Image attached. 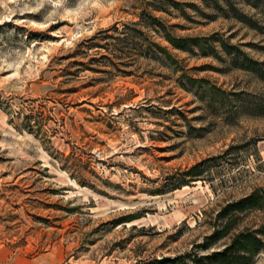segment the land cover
<instances>
[{"label":"rangeland","instance_id":"1","mask_svg":"<svg viewBox=\"0 0 264 264\" xmlns=\"http://www.w3.org/2000/svg\"><path fill=\"white\" fill-rule=\"evenodd\" d=\"M158 1L164 11L156 0H0V264L173 257L203 242L225 204L264 188V115H220L186 76L247 104L264 101V81L220 51L174 49L139 21L148 6L175 36L217 35L264 61V0H230L250 25L226 5ZM148 41L173 61L140 51ZM26 115L45 132H27ZM203 160L201 179L171 190ZM263 220L243 213L234 232Z\"/></svg>","mask_w":264,"mask_h":264},{"label":"trees","instance_id":"2","mask_svg":"<svg viewBox=\"0 0 264 264\" xmlns=\"http://www.w3.org/2000/svg\"><path fill=\"white\" fill-rule=\"evenodd\" d=\"M170 1L173 5H179L175 0ZM197 1H200L205 7L223 9L224 11L225 8L223 6L226 5L231 9L233 17L239 21L249 25L253 23L247 15L230 4V0ZM185 3V6H191L195 10L199 9V6L194 2ZM150 7L154 11H164L162 3L158 0ZM145 9H149L148 6L141 10L139 14L141 20L139 21H146L145 25L152 27V29L160 34L172 48L194 53L197 50L202 56H215L218 58H221L220 51L227 57L229 67L251 72L260 80L264 81V61L252 58L245 50L241 49L239 45L231 44L226 39L217 35L203 37L175 36L158 17L151 13L147 14ZM123 32L124 31H121V33ZM138 33L144 36L142 30H138ZM127 38L126 35L117 36L115 40L118 42H126ZM132 38L134 39L135 35L132 36ZM148 42L149 44L147 46L140 45V51H145L144 53H146L148 57L163 61L164 63L173 61V56L167 47L157 42ZM144 48L145 50H143ZM182 76L185 77L184 74H182L181 77ZM186 80L189 82L190 87L201 90L200 97L213 107L214 111L220 113V115H222L223 111L227 112L226 116L229 118L232 117L231 115H264V101L256 104L252 102L247 104V101L241 98L243 94L241 92H226L213 84H209L205 79L186 76ZM233 99L239 101L234 109L227 106V103H230ZM216 102L218 103L217 106H215ZM21 126L25 127L29 133L36 134V132H45L41 121L34 118L32 115H26L21 122ZM206 161L207 160L198 162L184 171L182 173V178L175 180V182L171 184V190L181 188L187 185L191 180L201 179L205 172L204 165ZM255 210H264V188L254 190L238 200L225 204L216 213L212 232L203 238V242L196 244L194 250L173 257L153 259L145 264H253L257 254L264 248V220L257 227L246 228L237 232L234 231L241 221V215ZM226 237H230L229 242L222 244L221 247H216V245Z\"/></svg>","mask_w":264,"mask_h":264}]
</instances>
